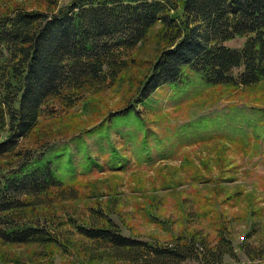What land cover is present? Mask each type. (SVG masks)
I'll list each match as a JSON object with an SVG mask.
<instances>
[{
    "label": "rangeland",
    "instance_id": "rangeland-1",
    "mask_svg": "<svg viewBox=\"0 0 264 264\" xmlns=\"http://www.w3.org/2000/svg\"><path fill=\"white\" fill-rule=\"evenodd\" d=\"M51 1L56 5L49 6ZM78 1L0 0V18L19 9L56 12ZM163 33L157 24L129 52L106 33L97 43L70 42L60 79L73 81L81 67L77 61L87 64L104 44L120 46L127 65L104 86L76 98H54L19 142L17 150L26 157L53 149L46 158L61 186L26 212L57 242L0 239V264H130L104 254L103 246L80 233L97 212L103 215L100 226L109 221L125 237L163 246L178 238L203 240L211 248L225 243L232 252L222 264H264V80L250 87L210 85L186 66L178 80L142 101L139 93L161 55ZM245 42L236 38L225 45L241 49ZM0 57L3 75L12 55L4 50ZM24 156L0 158V180ZM37 167L33 161L31 168ZM63 189L66 198L59 195ZM30 199L19 196L21 203Z\"/></svg>",
    "mask_w": 264,
    "mask_h": 264
},
{
    "label": "trees",
    "instance_id": "trees-1",
    "mask_svg": "<svg viewBox=\"0 0 264 264\" xmlns=\"http://www.w3.org/2000/svg\"><path fill=\"white\" fill-rule=\"evenodd\" d=\"M49 3L56 5L54 1ZM17 11L0 18V56L4 50L12 55L0 75V158L10 153L16 157L25 155L17 150L19 142L37 127L43 109L54 98H76L104 86L110 78L114 80L127 65L124 50L132 51L157 24L163 27L165 44L139 93L142 101L178 80L186 66L195 68L210 85L250 87L264 80V0H80L56 12ZM103 33L108 37L116 35L112 41L120 40L124 50L104 44L100 52L89 55L87 64L77 61L81 67L73 81L60 79V63L70 42H96ZM236 38L246 40L243 48L225 45ZM132 111L130 107L121 116ZM2 132H6L5 139ZM52 150L32 151L22 158L19 168L8 169L1 178L0 226L5 220L10 223L0 228V239L5 244L57 242L54 233L27 220L26 212L41 195L61 186L54 164L46 158ZM33 161L36 169L31 168ZM68 194L59 190L61 197ZM20 195L29 196L32 202L21 203ZM96 214L90 227L79 231L118 261L222 264L224 256L232 252L225 243L211 248L195 238H178L163 246L125 237L109 221L100 226L103 215ZM251 252L246 251L248 255Z\"/></svg>",
    "mask_w": 264,
    "mask_h": 264
}]
</instances>
